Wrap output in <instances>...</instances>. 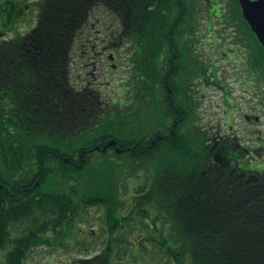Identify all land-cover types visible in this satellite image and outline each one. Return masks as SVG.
Here are the masks:
<instances>
[{
	"label": "flooded vegetation",
	"instance_id": "obj_1",
	"mask_svg": "<svg viewBox=\"0 0 264 264\" xmlns=\"http://www.w3.org/2000/svg\"><path fill=\"white\" fill-rule=\"evenodd\" d=\"M175 1L165 0L153 12L148 6L144 8L139 44H135L136 36L129 33V27V35H118L106 42L101 40V44L96 37L87 36L85 44H81L76 80L70 72L69 57L67 71L53 68L55 74L50 77L53 82L37 83V88L51 89L48 91L49 95L52 92V107L43 106L41 110L34 97H30L25 103L26 112L22 114L19 63L23 59L16 56L12 101L14 128L32 141L31 146H35L36 139L35 147H42L45 144L42 140H47L52 130L61 129L69 137H76L81 129H92L96 121L92 119L101 118L100 113L112 114L109 103L129 96V86L121 83L116 84L105 99L100 92L101 86L93 82L104 72L102 61L106 60L108 67L116 71L127 68L129 74L138 69L154 75L151 85L155 88V118L161 119L156 130L140 140L143 147L156 146L159 153L176 155L173 163L187 162L186 173L176 177L187 181L190 198L204 201L228 198L239 202L244 191H253L256 196L251 198L264 202V164H260L264 161V137L256 128L260 119L255 113L259 103L264 101L263 88L259 86V42L238 15L228 16L225 25L232 27L234 41L242 44V48L222 52L218 58L227 57L226 64L234 65L239 74L218 79L221 69L214 58L217 43L211 28L213 17L219 18L220 0H207L206 8L201 9L202 16L207 15V18L202 19L199 26L192 23L195 0ZM29 8L30 4L22 8V16ZM91 11L81 28L89 22ZM109 12L119 20L114 9ZM19 13L20 9L16 8L13 21H19ZM90 25L94 28L93 23ZM2 39L0 33V41ZM210 39L214 41L208 44ZM237 60L242 65H236ZM33 66L32 62V70ZM83 75L92 78L88 80ZM231 77L234 82L227 83L226 79ZM26 89L28 97L32 96L35 85L29 84ZM141 98L146 103L150 96L142 94ZM35 147H29L28 152L38 149ZM77 152L78 149L74 153ZM173 197L179 199L178 193Z\"/></svg>",
	"mask_w": 264,
	"mask_h": 264
},
{
	"label": "trees",
	"instance_id": "obj_2",
	"mask_svg": "<svg viewBox=\"0 0 264 264\" xmlns=\"http://www.w3.org/2000/svg\"><path fill=\"white\" fill-rule=\"evenodd\" d=\"M164 1H35L33 7L36 19L33 27L24 34H17L0 41V118L14 117L15 108L12 101L16 56L23 59L19 63V75L22 78L20 80L22 114L26 112L25 103L30 97H34V102L39 103L38 108L41 110L43 106L52 107L54 103L52 92L49 95L50 88H37V83L53 82L50 79L55 74L53 68L67 71L72 43L93 7L104 6L107 9H114L123 30L127 35L129 33L132 36L137 35L135 44H139L141 12L146 6L153 12L156 6ZM230 3L242 19L237 0H231ZM3 4L9 7L10 11L7 14L12 20V25L15 24L12 19L15 9L27 5L22 0H7L3 1ZM1 6L0 10L6 12ZM197 11L198 6L195 5V13ZM243 23L246 25L244 21ZM259 50L264 54L260 45ZM258 65L261 85V83L264 84V57L260 54ZM29 84L35 85V91L32 96L28 97L26 88ZM47 100L49 103L46 102ZM94 108L98 109V107ZM33 114L35 115V112ZM100 114L109 115L108 113ZM94 119L96 121L92 123L91 131L103 127L100 119L111 121L109 118H100V116ZM8 128L11 131L14 130V124L8 122ZM99 131L101 132L99 138L78 149V155L81 151L89 150L83 153L81 165L80 161L75 160L74 154H65L58 149L57 142L69 135L59 129L56 132L52 130L49 134V141L48 139L42 140L45 143L42 147H35L37 145L35 139V146L30 145V147L38 149L30 155H22V166H25L23 170L19 168L9 171L0 170V183L5 186L0 192L2 201L0 206V254L5 251L4 261L0 264H24L28 253L33 248L47 242L48 232L59 233L73 221L78 205L64 194L42 192V185L52 174L61 173L64 177H69L68 175L86 168L92 162L90 150L95 146H103L110 139L115 140L116 146L121 149V154H117L114 148H110L115 159H126L127 157L134 162L143 160L148 167L159 159L167 163L165 166L163 162L162 170L157 173L155 189L162 196L164 206L170 216L165 221L169 224L171 219L173 229L167 234L168 228L158 227L155 223L159 220L157 216L152 219L153 221L144 223L142 219L150 216V212L142 208L144 205L142 201L137 204L136 214L123 215L121 220H115L112 223L110 222L111 212L118 211L122 204L117 205V202L98 197L84 202L91 206H103L107 211L108 223L112 224L110 228L121 229L124 226H133L136 229H145L147 232L144 233V237L148 240L146 245H151L150 248L145 249V253L150 255L152 247L155 246L159 250V258L157 259L156 255L150 256L160 264H264V202L251 198L256 193L244 191V197L239 202L228 198L219 201L192 200L187 181L176 177L187 168L185 164H179L176 167L172 165L176 155L159 153L156 151V146L143 147V141L140 139H127L114 133H107L103 129ZM100 153L102 157L110 156L107 151ZM76 162L79 164L77 167ZM175 192L178 193L179 199H174ZM145 204L149 205L148 202ZM151 208L155 210L154 207ZM108 233L111 236L114 231L109 230ZM72 236L70 235L68 239ZM114 243L116 246H121L123 238L111 237L104 250L107 254L103 253L77 262L80 264L106 262L109 252H113ZM117 258L123 264L122 259Z\"/></svg>",
	"mask_w": 264,
	"mask_h": 264
},
{
	"label": "rangeland",
	"instance_id": "obj_3",
	"mask_svg": "<svg viewBox=\"0 0 264 264\" xmlns=\"http://www.w3.org/2000/svg\"><path fill=\"white\" fill-rule=\"evenodd\" d=\"M3 1L7 0H0V5L6 11L0 10V31L10 30L7 33H3L4 37L13 36L16 33L24 34L33 27L35 23V10L33 8H29L26 15L23 16L22 8H20V19L12 25V20L7 14L10 11L9 7L3 4ZM25 1L28 4H32L36 0ZM230 1L228 0V4L223 3L221 5L222 10L218 13L219 18L213 17V26L211 28V33L217 43L214 58L217 61L216 66L219 70L221 69L217 77L221 80L227 75L234 76L239 73L234 69V65L226 64L227 57L219 59L218 54L228 52L231 49L242 48V44L234 41L232 27L225 25L227 21L225 18L227 16L233 15L235 18L238 15L235 7L230 6L232 5ZM199 4H202V0H199ZM206 18L207 15L202 16L201 8H198V11L192 16V23L195 26H199L201 20ZM219 19L221 23H219ZM90 23L94 24V28L90 27ZM118 35L125 36L127 33L123 30L122 24L117 20L115 15H112L104 6L93 7L89 22L84 28H80L71 48L70 72L72 77L75 78L74 80L77 79V65L80 59L81 44L82 46L85 44L87 36L96 37L98 44H101V40L106 42V40H110ZM212 41L214 40L210 39L207 43L209 44ZM137 48L139 52V45ZM259 54L264 57V54L260 50ZM196 55H199L197 51ZM101 64L104 66V72L100 76L96 73L98 74V78L97 80L94 79L93 82H97L101 86L100 92L105 96V99L109 98L108 95L112 93L111 91L115 88L114 86L121 83L129 86L130 90L127 92L129 96L120 99V101L109 103L111 110H113L112 114L103 115L101 118H109L111 121L100 119L103 122V127L100 129L95 131H91L88 128L81 129L76 137L67 136L57 142V146L66 154H72L76 149L93 143L95 139L101 136V132L99 131L101 129L106 130L107 133H114L127 139L139 140L153 133L160 124L161 119L155 118L157 116V110H155L156 102L154 101L155 88L151 85L154 75L143 71L140 72L138 69L133 74H129L127 68L116 71L108 67L106 60H103ZM240 64L242 65V62L237 60L236 65L240 66ZM98 70L101 72L100 67H98ZM83 78L90 80L92 77L83 75ZM226 82L231 84L234 82V77L226 79ZM142 94L150 96V98L145 100L146 103L142 101ZM255 113L260 119L256 128L264 137V101L259 103ZM13 118H0L1 171L18 168L19 170H23L22 168L25 166H22V155L32 154V152L30 154L28 152L32 141L16 127L12 131L8 128V122L12 124L14 122ZM91 159L92 162L86 168L68 175L70 177L68 181H63L66 180L63 174L56 173L50 175L42 185V192L44 193L64 194L69 197L74 204L79 206L78 216H76L74 223H69L61 232L47 233V243L33 248L28 253L24 264H80L77 262L78 260L94 258L103 253L107 254L104 250L109 235L105 230L112 227L111 223L115 220H121L123 215L121 211H112V219L109 224L107 211L104 212L105 209L103 207L91 206L88 203H84L97 197L107 198L111 202H117V205L126 204V207L130 209L134 207V199H137V202L142 201L144 204L142 208L150 212V216L143 218L142 221L149 223L157 216L159 220L155 221V223H160H157V226L160 225L162 228L167 227L169 229L167 234L171 233L173 229L172 220L170 219L169 224L165 221L170 216L164 206L162 196L155 189V178L157 173L162 170L163 164L167 165L165 161L161 159L155 160L145 171L143 169H135L134 162L129 159L116 160L110 157H102L101 153L97 151L91 154ZM262 159L264 160V153H262ZM263 162L261 161L260 164H264ZM185 163L187 162L175 161L172 165L178 166ZM185 173L186 171L180 172L178 175L181 177ZM139 194L143 198H139ZM146 202L149 205H146ZM151 207H154L155 210ZM145 232H147L145 229L124 226L122 232L111 235L115 239L122 237L123 244L116 246L114 243L112 247L113 252L110 251L106 262L103 261L101 264H121V261L117 257L122 259L123 264L125 262L126 264H160V262L150 256L156 255L157 259L159 258V250L155 246L152 247L153 250L149 253L150 255L145 253V249L151 247V245H146L148 240L142 234ZM70 235L73 236L68 239ZM99 236L101 239L96 240V237L99 238ZM115 246L116 249H114ZM3 253L0 254L1 263L4 261Z\"/></svg>",
	"mask_w": 264,
	"mask_h": 264
},
{
	"label": "water",
	"instance_id": "obj_4",
	"mask_svg": "<svg viewBox=\"0 0 264 264\" xmlns=\"http://www.w3.org/2000/svg\"><path fill=\"white\" fill-rule=\"evenodd\" d=\"M238 3L244 20L248 23L264 50V0H238ZM111 144L113 142L107 145Z\"/></svg>",
	"mask_w": 264,
	"mask_h": 264
}]
</instances>
